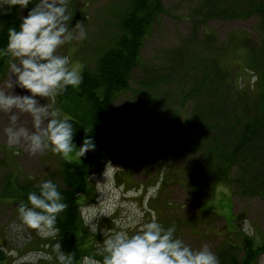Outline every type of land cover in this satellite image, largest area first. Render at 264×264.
I'll return each instance as SVG.
<instances>
[{
  "label": "rangeland",
  "instance_id": "obj_1",
  "mask_svg": "<svg viewBox=\"0 0 264 264\" xmlns=\"http://www.w3.org/2000/svg\"><path fill=\"white\" fill-rule=\"evenodd\" d=\"M162 1L165 12L150 28L142 48L144 64L136 69L129 88L110 105L109 125L113 127V132L109 133L108 139L120 143L121 154L117 160L106 164L110 170L107 177L103 176L106 165L91 174L95 194L91 192L82 196V214L98 213L100 207L104 206L111 215L99 218V227L125 230L131 235L138 225L125 227L130 223V218L137 219L143 214L141 222H145L155 212L158 223L164 228L174 224L175 235L185 243L194 249L206 243L219 261V256L226 261L233 253L242 255V236L250 238L254 248L261 245L264 239V199L259 195L245 196L228 181L217 182L213 194L201 200L199 211L191 197L192 184L188 172L194 167L195 160L202 159L200 152L173 161V166L169 168H158L157 160L147 163L143 155L148 150H155L156 142L171 130V118L175 112L183 115L181 119L193 112L195 102L192 99L182 105L180 84L175 78L177 73L171 70L169 61L171 54L184 47L188 38H203L206 33L214 32L216 40L213 41L215 44L211 53L216 54L221 64L227 67L228 84L235 79L236 73V87L243 88L248 82L241 79L247 73L249 53L242 42L245 36H257V18L213 19L205 24L206 28L202 25L196 29L197 21L204 14L193 10L199 7L202 0ZM31 6L32 3L29 4ZM129 7L130 0H69V23L80 21L87 38L82 42L73 40L62 45L57 54L68 55L71 65L78 67L80 74L83 67L96 69L100 56L121 34L122 18ZM16 9L20 19L27 14V9L21 11L19 6ZM199 51L197 54H201ZM9 61L4 67L5 73L0 76V84L8 76ZM190 85L192 83L187 81L182 87L188 90ZM16 91L21 92L20 89ZM225 92L232 97L233 92L229 93L228 87H225ZM40 102L48 104L50 110L60 109L61 116L81 118L85 123L90 118L88 105L77 96L64 99V95H59L54 101L42 98ZM7 122V116L0 114V129ZM19 123L31 128L30 115L21 114ZM74 142L79 147L80 143ZM64 160L77 164L81 158L75 152L61 158L50 151L30 156L23 148L8 147L6 140L0 136V253L5 254L0 258V264L37 263L47 259L49 254L53 256L52 260L55 259L51 245L40 240L45 238L19 219L17 205L21 201L27 202L29 192H38L35 185L42 180H52L64 186L59 179ZM232 176H241L237 168ZM245 219L253 230L251 235L243 231ZM116 221H119V225ZM102 239L99 233L88 232L83 249L91 256L95 251L97 256L103 255ZM236 244H241V248H236ZM221 250L223 253H219ZM260 252L252 264H264V249Z\"/></svg>",
  "mask_w": 264,
  "mask_h": 264
},
{
  "label": "trees",
  "instance_id": "obj_2",
  "mask_svg": "<svg viewBox=\"0 0 264 264\" xmlns=\"http://www.w3.org/2000/svg\"><path fill=\"white\" fill-rule=\"evenodd\" d=\"M193 11L204 14L197 21L196 29L213 19L257 18V36H245L242 42L249 56L247 73L241 80L248 82L243 88L236 87L235 73V79L228 84L227 67L221 64L216 54L211 53L216 40L214 32L206 33L203 38L194 36L185 40V46L176 49L169 61L171 70L177 73L175 78L180 84L182 105L192 99L195 102L193 112L183 119L180 118L183 116L181 113L175 112L171 118V130L156 142L155 150L145 152L143 159L147 163L157 160L158 168H169L173 161L200 152L202 159L195 160L194 167L188 172L192 184L191 197L198 209H201V200L213 194L217 182L228 181L245 196L259 195L264 199V0H202ZM164 12L162 0H130V7L122 18V32L114 44L100 56L96 69L82 68L83 79L78 87L69 86L63 94L64 99L77 96L88 105L90 118L87 123L81 118H68L73 122L74 140L81 144L86 129L96 148L77 164L64 160L59 174L64 186H60V191L68 207L58 214L57 236L40 240L50 245L60 240L65 252H76L77 261L88 255L83 246L89 231L83 226L80 201L83 195L95 194L91 174L117 160L121 154L120 143L108 139L109 133L113 132L109 125L110 105L129 88L136 69L144 64L141 52L146 37ZM20 21L16 8L9 15L0 17V48L7 44L8 28L18 30ZM216 50L220 54L217 47ZM198 51L201 54H197ZM8 61L9 57L0 56V76L5 73ZM187 81L192 83L188 90L182 87ZM145 83L149 84L148 81ZM225 87L229 93L233 92L231 98ZM235 168L241 176H232ZM243 243L242 261L233 253L227 261L220 256V264H248L254 252L249 238H243ZM4 256L0 253V258ZM94 256L102 258V255H96V251ZM47 259L32 264H56L55 259Z\"/></svg>",
  "mask_w": 264,
  "mask_h": 264
},
{
  "label": "clouds",
  "instance_id": "obj_3",
  "mask_svg": "<svg viewBox=\"0 0 264 264\" xmlns=\"http://www.w3.org/2000/svg\"><path fill=\"white\" fill-rule=\"evenodd\" d=\"M68 5L69 0H35L34 3L33 0H0V17L9 15L17 6L21 11L27 9L18 30L8 28L7 44L0 48V56L11 58L8 76L0 84V114L7 116L8 121L0 129V136L8 147L23 148L30 156L50 151L61 158L73 152L83 158L96 148L86 129L77 147L72 120L61 116L60 109L50 110L48 104L40 102L42 98L54 101L67 92L69 86L76 88L82 83V75L78 67L71 65L70 57L57 54L62 45L87 38L80 21L69 23ZM21 114L30 115L31 128L19 123ZM109 171L106 165L103 176L107 177ZM35 187L38 192H29L27 202L17 205L19 219L42 238H55L59 232L58 214L68 205L63 201L60 186L52 180H42ZM110 215V210L104 206L98 213L82 214L84 228L103 236L101 259L86 255L77 261L76 252H65L57 240L51 245L56 264H220L208 244L194 249L175 235L174 224L162 227L155 212L145 222H141L143 214L137 219L130 218L125 227L138 225L131 235L125 230L100 228L98 219ZM115 223L119 225V221ZM242 227L247 235L252 234L247 219ZM47 258L52 261L53 256L49 254Z\"/></svg>",
  "mask_w": 264,
  "mask_h": 264
}]
</instances>
